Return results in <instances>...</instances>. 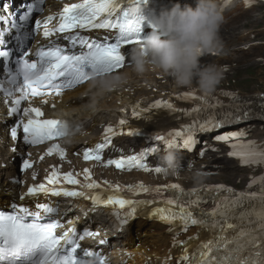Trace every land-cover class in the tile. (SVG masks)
<instances>
[{
  "label": "bare ground",
  "instance_id": "bare-ground-1",
  "mask_svg": "<svg viewBox=\"0 0 264 264\" xmlns=\"http://www.w3.org/2000/svg\"><path fill=\"white\" fill-rule=\"evenodd\" d=\"M20 1H23V0H20ZM216 4L217 3H214L215 6ZM240 4H242V2L238 1L237 4L234 5V7L230 11L236 12L239 9L243 10V6ZM154 44H156V41L153 43V45ZM154 48L158 50L159 47L154 46ZM251 49L252 48H250V50ZM261 53H264V51H261ZM148 79H151L150 75H148ZM138 82L139 80L136 81L133 79L127 85L132 86ZM0 83H3V81H0ZM260 83L264 85V78L260 80ZM6 87H8V85H6ZM159 95L160 93L156 94V96H159ZM117 100H121L124 102L126 100V94L122 93L119 95L116 91H112V92L107 91L103 95L100 94L95 101H93V99L90 98V96H88L86 100L84 101V106L77 105L76 101L72 102L71 103L72 108L65 110V114H67V116L70 119H72L78 124L92 127L94 125H98V123L104 122L105 120H107L109 117L112 116L111 114L114 112L116 108L115 103ZM258 101L261 102L262 100L258 99ZM8 105H9V101L5 99L0 93V160L3 161L6 165H8V161L10 160H15L16 162V158L21 153V149H22L19 143L14 145L13 143L9 141V138H8L6 127L10 123V121L4 118V116L8 112L6 110ZM160 115H163L166 118L163 116H160L159 120L155 119V122L151 124V127L153 129H164L172 125V123L168 120L169 118L168 115L166 114H160ZM114 119H108V120L110 121ZM143 124L144 123H141L140 126H142ZM81 142H82V139L80 138L76 139V143H81ZM16 170H17L16 165L14 166L8 165L6 169L0 168V178H3L5 180H7L8 178L14 179L16 176ZM81 171L82 172L77 171L78 174H82V176L91 177V175H88L89 172H83L84 168H82ZM5 180H2V185L5 187L6 196H3L2 194H0V207L3 206L5 199H9L11 197V194L16 193L18 190V186L16 184L10 181H5ZM77 180L80 181V179H77ZM155 229L159 231L163 230L161 227H155ZM212 233L216 234L217 231L213 230ZM161 239L164 241L170 242V237L166 234H163L161 236ZM197 247L201 248V245H197ZM157 248L159 251L161 247L157 246ZM206 251L207 249L204 250V252Z\"/></svg>",
  "mask_w": 264,
  "mask_h": 264
}]
</instances>
